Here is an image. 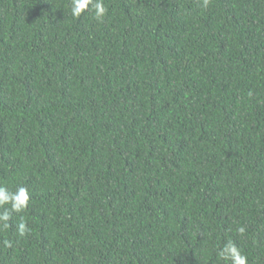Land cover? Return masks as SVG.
<instances>
[{"label":"trees","instance_id":"obj_1","mask_svg":"<svg viewBox=\"0 0 264 264\" xmlns=\"http://www.w3.org/2000/svg\"><path fill=\"white\" fill-rule=\"evenodd\" d=\"M95 2L0 0V264H264V0Z\"/></svg>","mask_w":264,"mask_h":264},{"label":"clouds","instance_id":"obj_2","mask_svg":"<svg viewBox=\"0 0 264 264\" xmlns=\"http://www.w3.org/2000/svg\"><path fill=\"white\" fill-rule=\"evenodd\" d=\"M90 0H71V14L73 17H79L87 8ZM208 0H204V6L206 7ZM94 12L96 17H102L106 11L102 0H96L94 4ZM29 201V194L26 188L17 189L16 193H10L6 188L0 187V205L11 203L12 210H23ZM10 218L8 211L0 214V222H7ZM26 226L24 223H20L18 231L20 235H24L26 232ZM243 231V229H241ZM221 258L230 259L232 264H247V257L243 255L240 250L232 243L226 245L221 253Z\"/></svg>","mask_w":264,"mask_h":264}]
</instances>
